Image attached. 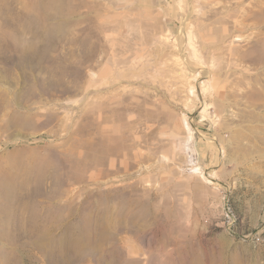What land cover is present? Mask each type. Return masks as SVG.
<instances>
[{"label":"rangeland","instance_id":"obj_1","mask_svg":"<svg viewBox=\"0 0 264 264\" xmlns=\"http://www.w3.org/2000/svg\"><path fill=\"white\" fill-rule=\"evenodd\" d=\"M0 264H264V0H0Z\"/></svg>","mask_w":264,"mask_h":264}]
</instances>
